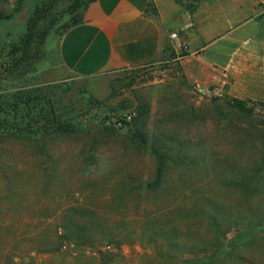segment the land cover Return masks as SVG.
I'll list each match as a JSON object with an SVG mask.
<instances>
[{"label": "rangeland", "instance_id": "1", "mask_svg": "<svg viewBox=\"0 0 264 264\" xmlns=\"http://www.w3.org/2000/svg\"><path fill=\"white\" fill-rule=\"evenodd\" d=\"M71 1L60 0L50 11L49 36L32 44L15 73L6 75L0 65V96L43 88L67 107L76 130L19 136L9 131L11 118L1 115L7 123L0 120V264H187L185 259L194 256L171 249L151 229V220L184 226V209L208 200L243 208L245 218L264 222V104L237 99L221 86L209 87L220 95H202L187 83L172 53L157 65L85 79L69 75L59 48L73 21L67 11ZM25 2L0 3L3 14L21 6L13 21L0 22V43L6 47L28 31L37 4ZM177 2L194 13L199 3L212 0ZM213 2L220 35L230 30L228 20H264V0ZM251 102L257 104L253 112L239 105ZM154 148L182 162L164 168L158 191L144 187L159 172ZM225 176L234 186L244 178L247 192L229 188ZM172 208L178 209L174 215ZM92 218L121 226L125 241L116 248L85 247L74 232L57 227L66 223L74 229ZM147 221L149 227L141 228ZM260 234L230 235L237 253L246 254V264H264V231Z\"/></svg>", "mask_w": 264, "mask_h": 264}, {"label": "crops", "instance_id": "2", "mask_svg": "<svg viewBox=\"0 0 264 264\" xmlns=\"http://www.w3.org/2000/svg\"><path fill=\"white\" fill-rule=\"evenodd\" d=\"M213 6L199 3L190 13L177 0H97L62 37L61 65L85 79L161 64L172 53L188 84L227 87L237 99L264 103V20L230 18L220 35Z\"/></svg>", "mask_w": 264, "mask_h": 264}, {"label": "trees", "instance_id": "3", "mask_svg": "<svg viewBox=\"0 0 264 264\" xmlns=\"http://www.w3.org/2000/svg\"><path fill=\"white\" fill-rule=\"evenodd\" d=\"M11 0H0V3H7ZM29 0H18L19 5ZM36 5L33 16L28 19L27 32L24 37L13 42L11 46L0 43V65L5 69L6 75L15 73L22 65V58L28 57L31 53V47L34 42L43 43L50 34V26L54 24V18L50 16L56 4L60 0H32ZM97 0H72L67 8L68 13L73 15V21L68 24L66 31L81 25L85 22V13L89 6ZM25 2V3H26ZM41 4V5H40ZM19 6L10 14L0 12L1 21H13L17 14L20 13ZM51 20V21H50ZM43 23L41 30L37 31V25ZM3 38V37H2ZM4 40V39H3ZM52 95V94H51ZM55 95V94H54ZM50 96L49 92L43 88L31 89L22 88L13 92L9 96H0V120L1 115L6 114L12 120L9 124V131L19 134V136L33 135L46 136L58 133L75 132L73 123H71L70 112L67 107L60 105L55 96ZM250 104H253L252 108ZM239 104L248 112H253V107L257 104L251 102ZM264 104V103H262ZM4 124L7 120H3ZM23 122L26 123L25 126ZM1 123V122H0ZM1 126V124H0ZM71 126V128H70ZM43 136V137H44ZM142 140L145 136L140 134ZM157 148H154L156 152ZM158 153V152H156ZM159 154V172L154 182L147 184V189L158 191L161 188L164 168L169 164L181 165L182 162L174 161L169 156ZM225 182L229 188L238 186L239 191L247 192V182L244 178L236 180L237 185H232L231 177L225 176ZM246 182V183H245ZM143 188V187H140ZM206 205L194 204L184 209V226L178 223H161L158 220H151L154 230L159 237H165V241L170 248L187 250L194 256L192 259H185L187 264H221L224 261L236 260L239 264H246L248 261L246 254L237 253V246L230 242L232 233H240L243 238L260 237L261 231H264V222L261 220H248L244 216L247 214L243 208L231 204H217L208 200ZM174 215L177 208L170 209ZM174 212V213H173ZM96 213V212H95ZM94 213V214H95ZM118 224L109 225L105 221L87 219L80 221L72 228L70 224H60L57 227L65 230L66 233H75V241L78 245L96 248L99 244H105L110 247H119L125 241L123 235L125 231ZM149 227V222L141 225V228ZM85 234V235H84ZM185 239L192 240L193 243H185ZM197 242V243H195ZM239 248L244 249L240 246Z\"/></svg>", "mask_w": 264, "mask_h": 264}, {"label": "built area", "instance_id": "4", "mask_svg": "<svg viewBox=\"0 0 264 264\" xmlns=\"http://www.w3.org/2000/svg\"><path fill=\"white\" fill-rule=\"evenodd\" d=\"M171 38L173 40H176L178 38V33L177 32L173 33L171 35ZM195 89L197 92L201 93L204 96H212V95L216 96V95H220V93H221V90H218V89H216V90L212 89L211 90V88H200L199 86H195ZM32 255L36 256L37 254L33 253Z\"/></svg>", "mask_w": 264, "mask_h": 264}]
</instances>
